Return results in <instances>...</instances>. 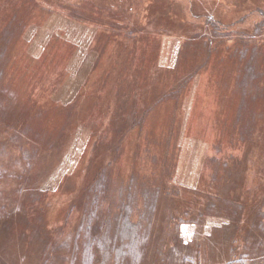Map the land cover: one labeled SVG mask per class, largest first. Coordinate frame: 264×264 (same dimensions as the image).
<instances>
[{
    "label": "rangeland",
    "instance_id": "1",
    "mask_svg": "<svg viewBox=\"0 0 264 264\" xmlns=\"http://www.w3.org/2000/svg\"><path fill=\"white\" fill-rule=\"evenodd\" d=\"M263 72L264 0H0V264H264Z\"/></svg>",
    "mask_w": 264,
    "mask_h": 264
},
{
    "label": "trees",
    "instance_id": "2",
    "mask_svg": "<svg viewBox=\"0 0 264 264\" xmlns=\"http://www.w3.org/2000/svg\"><path fill=\"white\" fill-rule=\"evenodd\" d=\"M204 23L206 24V25H208V28H209V31H207V28H206V30L204 31V32H206V33H203L202 34V32H199V35H198V37L197 38H199V36L200 37H202L203 39H206V41H207V43H206V49H207V51H209L210 53L211 52H215V50H216V47H215V40H214V38L216 39V36L218 37V35H222V32H226V31H224V30H226V28H223V23H221V22H211V20L209 19V17H207L205 20H204ZM225 24V26L226 25H228V24H226V23H224ZM228 30V29H227ZM196 37V36H195ZM209 37H212L213 39H209ZM244 43V42H243ZM249 44H253V43H249ZM244 46H245V48H243L244 50L246 49V47L247 46H249L248 45V43H244L243 44ZM258 44H256L255 46L254 45H252V47L254 48V52H255V55H256V53L258 52V51H260V49H261V47H259V45L257 46ZM256 47H257V49H256ZM256 57V56H255ZM254 67V66H253ZM251 72H254V70L252 69V71ZM263 75H264V72H263ZM259 84H264V83H259ZM254 86V84L253 83H249V82H247L246 83V86ZM263 86V85H262ZM169 94H172V92L171 93H169ZM168 94V95H169ZM176 94L177 93H175L174 92V97L176 96ZM165 95L166 94H164V95H162L161 96V98H164L165 97ZM250 112H252V110H249ZM223 120V119H222ZM170 132V131H169ZM171 133H172V131H171ZM126 141H127V139H124V145H126ZM139 146L141 147V145H137L136 146V150L135 151H138L140 148H139ZM141 169V166L139 167V169L138 170H140ZM150 173V175L151 174H154V171H151V172H149ZM148 177H150V176H148ZM146 181H148L147 179H146ZM152 181H154V182H152ZM149 183H153V184H156V185H158L159 187V190H161V191H163L164 193H166V194H169V193H171V192H173L172 191V189H171V187L170 186H168V183H167V179L165 178V179H158L156 176H152L151 175V181L149 182ZM166 185V186H165ZM217 189V188H216ZM229 189V188H228ZM219 190V189H218ZM226 193L225 192H223V194L222 193H215L214 192V195L213 194H211L210 193V196H211V198L212 199H217V201L218 202H221V203H223V202H225V201H228V197H226V195H225ZM249 196V195H248ZM231 201V200H230ZM234 201V200H233ZM237 204H239V201H237V203L235 202L234 203V209H237ZM243 205H244V201H243ZM90 219V218H89ZM237 264V263H236ZM239 264H245V263H243V262H241V263H239Z\"/></svg>",
    "mask_w": 264,
    "mask_h": 264
}]
</instances>
